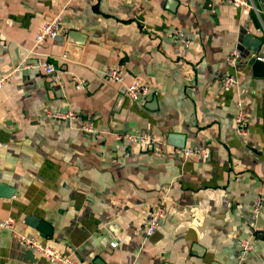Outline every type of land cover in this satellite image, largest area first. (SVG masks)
I'll use <instances>...</instances> for the list:
<instances>
[{"label": "crops", "instance_id": "1", "mask_svg": "<svg viewBox=\"0 0 264 264\" xmlns=\"http://www.w3.org/2000/svg\"><path fill=\"white\" fill-rule=\"evenodd\" d=\"M251 1L258 11L227 0H0V67L13 65L0 89V191L11 190L0 195V219L81 264H264V75L244 50L236 69L226 64L244 32L264 58V0ZM48 15L81 45L78 61L63 54L65 40L35 43ZM41 57L58 76L21 65ZM107 65L122 81L103 77ZM227 73L236 83L225 90ZM134 80L145 96L126 94ZM238 107L245 136L234 131ZM67 109L75 119L49 115ZM113 119L126 131H112ZM138 132L155 142L118 138ZM169 133L184 146L167 144ZM190 147L206 155H186ZM158 201L165 215L150 238ZM241 239L253 246L244 256ZM0 264L51 263L0 226Z\"/></svg>", "mask_w": 264, "mask_h": 264}, {"label": "built area", "instance_id": "2", "mask_svg": "<svg viewBox=\"0 0 264 264\" xmlns=\"http://www.w3.org/2000/svg\"><path fill=\"white\" fill-rule=\"evenodd\" d=\"M231 2L234 6H239L245 9H254L255 11H258V9L255 7L254 3L251 0H227ZM61 30V22H60V16H53L52 20L47 21L45 20L42 24L40 31L35 36V43L38 44L44 39L47 38H55L57 35H59ZM243 52L241 44L239 43L234 48L230 50L226 57V64L233 69H236L238 65H240V60L242 59ZM252 59H260L264 60V58L251 54ZM28 65V66H36L40 69H42L45 73L51 74L54 76H58V69L55 67V65L46 59V57H41L38 59L35 63H27L26 59L21 60V65ZM19 65V66H21ZM102 75L105 79L113 80V81H122V75L118 69L117 66L113 65H107L102 70ZM8 75H1L0 76V89L3 87L5 81L7 80ZM75 80V86L79 87L82 84H84V79L74 77ZM236 83V78L233 73H227L225 74L221 79V86L223 89L228 90L230 89L234 84ZM149 92V87L145 85L142 81L134 80L128 85H126V94L132 98L137 99L139 97L145 96ZM50 116L63 119V120H73L76 117V112L73 110H56L49 113ZM234 131L236 134L245 136L247 134L248 129V123H249V117L247 112L242 109L241 107H238L234 117ZM82 128L85 131H92L93 125L91 121H83ZM125 137L128 140H135L144 142V143H154L155 138L150 133H125V134H118V138ZM183 152L186 155H199V156H205L206 152L204 149H200L198 147H190V148H184ZM262 197L259 195L256 197L253 205V215L256 216L257 213L260 211V208L262 206ZM165 215V205L163 201H158L154 203L149 210V216L146 223V235L149 236L153 234L159 224L161 219ZM0 226L10 229L15 237L19 240L20 243H22L28 250H31L37 257H43L45 260H47L49 263H55V264H81L77 259L74 258L72 255V252H66L61 251L54 247L53 245L39 240L32 236H27L23 233H20L16 229H14V220L12 218H6V219H0ZM113 244V243H112ZM239 245L241 248V254L244 256L248 251L253 249L252 244L249 242L248 239H241L239 241Z\"/></svg>", "mask_w": 264, "mask_h": 264}, {"label": "water", "instance_id": "3", "mask_svg": "<svg viewBox=\"0 0 264 264\" xmlns=\"http://www.w3.org/2000/svg\"><path fill=\"white\" fill-rule=\"evenodd\" d=\"M52 18H53V15H48L46 20L50 21V20H52ZM55 38L59 39L61 43L65 40V42H63V51H64L63 54H65V52H66L68 54L69 58H71L72 60H75V61L79 60V52L81 49V45H76L71 40L64 39L63 35H57ZM238 41L241 44L242 50H244V52L250 53V55H249L250 57H248V59H247V61H249L250 59H252V57H251L252 52H255V50H256L253 47L255 42L250 41L248 35H245V32L243 33V35L241 36V38ZM73 51L74 52L77 51L76 53H74L75 54L74 56L72 55ZM244 52H243V55H244ZM252 68L256 74L264 75V61H262L260 59H252ZM12 70H13V65L7 64L4 67H0V75L9 74L12 72ZM121 97H123V96L121 95ZM110 128L114 132H125L126 131L125 123L116 121L115 119H113V122L110 124ZM166 142H167V144H169L171 146L182 148L184 146V135L181 133H169L167 135ZM1 188H2V186H0V189ZM10 191L11 190H8L4 193H2V191H0V195L8 196L7 195L8 193L11 194ZM30 224L32 226L36 227L43 235H51L50 227L48 226V224L45 221L37 220L34 218L30 221ZM155 235H156V232L151 234V236H149V237L152 238Z\"/></svg>", "mask_w": 264, "mask_h": 264}, {"label": "rangeland", "instance_id": "4", "mask_svg": "<svg viewBox=\"0 0 264 264\" xmlns=\"http://www.w3.org/2000/svg\"><path fill=\"white\" fill-rule=\"evenodd\" d=\"M14 220V219H13ZM15 222V221H14ZM40 240V239H39ZM46 242V241H45ZM48 243V242H47ZM50 244V243H49ZM38 258H40V259H43V260H45L43 257H38ZM45 261H47V260H45ZM48 262V261H47ZM52 264H55V263H52Z\"/></svg>", "mask_w": 264, "mask_h": 264}]
</instances>
